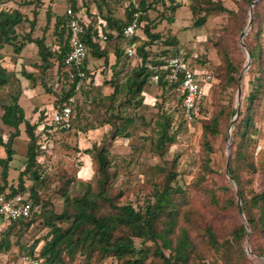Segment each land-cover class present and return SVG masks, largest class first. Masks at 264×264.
<instances>
[{
  "label": "trees",
  "instance_id": "1",
  "mask_svg": "<svg viewBox=\"0 0 264 264\" xmlns=\"http://www.w3.org/2000/svg\"><path fill=\"white\" fill-rule=\"evenodd\" d=\"M10 0H0V88L10 82L11 74L16 71L14 64L5 61L6 49L11 48L13 54L18 57L26 47L27 43H34L38 47L39 61L33 63L35 69L27 71L22 69L25 79L31 82L33 87L38 84L45 88V91L55 96L53 109H62L64 105H72L74 97L79 93L76 83L78 78L70 77V67L66 65L65 59L71 49V30L65 20V13H58L51 7V2L45 12L46 23L44 29L52 28L55 35L54 42L48 43L44 32L41 36H35L34 30L37 27V18L40 14L41 5L44 0H29L33 4L34 17L30 18L21 7H7ZM53 1V0H50ZM110 0H101L98 3V12L102 14L100 21L86 22L79 15L80 7L78 0H71V7L78 14L79 23L83 29L82 38L89 47V53L84 60L83 69L86 71V79L91 84L97 81L96 70L90 67V55L95 59H103L104 65L101 70L102 79L100 86L108 90L109 97H115L122 91L131 94L138 99L134 102L135 107H140L146 97V87L152 80L161 90L160 99L157 98L154 105L160 109L156 147L163 153L168 144L175 142L176 121L174 115L167 113L164 109L166 92H179V81H169L165 71H158L160 67L176 55H184L179 47V39L176 35L164 33L157 29V22L151 18L149 11L156 9L158 5H164L170 15L163 17L168 22H175L179 8L182 6L176 0L170 4L166 0H138L141 14L139 16V33L134 40V54L129 55L125 48L114 49L112 52L113 61H110V51L106 44L112 39L123 37V29L132 19L136 9L129 3L125 17L116 16L111 10L106 14L103 12V5ZM252 3L254 0H244ZM98 2V0H97ZM259 4L254 5V19L248 35L252 39L261 37L262 28L256 25V19L263 18L258 10ZM193 13L194 25L202 26L206 23L211 14H219L228 11V8L219 0H193L190 4ZM88 10V9H87ZM263 12V11H262ZM53 20V21H52ZM28 22L30 29L23 32L20 26ZM256 26V27H254ZM258 27H260L258 29ZM256 28V30H253ZM102 34L107 39H102ZM156 46V49L154 47ZM252 57V65L258 62L261 55V44L248 45ZM186 58L188 56L184 55ZM136 57L140 63L133 65L130 74L125 77L124 71L127 60ZM192 63V62H191ZM195 69L201 70L196 62L192 63ZM56 67L53 77H47V71ZM228 85L238 83V69L230 59H227ZM109 70H111L109 72ZM157 73H161L158 80L154 79ZM109 74V75H108ZM213 78V77H212ZM122 79V80H121ZM125 80V81H124ZM213 80L204 83L206 87L205 96L199 102L195 120L203 112L204 103L208 90ZM250 91L246 97V105L240 112L237 129L232 134V151L229 159V173L237 182L242 200L243 213L246 219L237 225L232 232V240L219 242L216 234L211 228L206 227V236L209 246L217 251L231 252L235 250L240 258L245 252L241 247L242 241L250 233V236L257 231H264V187L259 192L248 196L245 193L242 170L256 171V164L253 160L250 146L253 136L257 131L254 117L256 114L257 102L263 96V77L256 75L250 80ZM159 100V101H158ZM132 102V99H127ZM176 109L182 111V100L178 97ZM49 109H42L35 106V112L39 113L36 121L28 116L25 107L20 102L19 94H13L9 103H4L0 108V125L7 128V138L0 135V194L10 198L16 195H24L32 202V212L28 218H20L13 221L2 230L0 235V253L9 252L14 245L20 247V260L28 256L29 262L38 260L41 264H75L78 256H82L87 264L107 258L116 259L120 264H189L194 253H197V245L188 226L182 223L186 221L191 224L192 220L184 205L187 203L185 189L178 183L176 166L177 158L167 165H160L159 170L164 174L163 183L157 187L148 200L136 206L131 202L120 203L119 194H114L110 189L111 178L114 174L111 171L110 148L108 142L97 144L86 148L88 154L96 164V172L90 182L83 185L84 190L72 195L68 191L70 181L59 189L63 199V206L60 210L55 209L50 201L40 198L34 185L27 187L26 179L40 181L45 172L44 162L41 161L47 152V140L51 139L55 129L68 131L71 128L65 123H56L49 116ZM234 110L232 114H236ZM136 116H124L120 113L110 117L107 122L111 123L112 118L127 120L126 123L116 125L111 123V136L113 140L118 138H130L131 125L135 124ZM24 126V133L28 138V148L24 168L18 176V184L10 182L11 163L17 154L15 140L21 136V127ZM205 130L213 134L219 133V118L215 117L212 122L205 126ZM236 135V137H235ZM206 146L210 144L206 142ZM231 204L238 207L236 199H231ZM40 207V210L37 209ZM40 219V223L47 228L44 235L34 239L33 243L26 245L21 243L22 231L30 228ZM2 222L0 218V223ZM19 226V233H14V228ZM250 231H249V229ZM13 237L16 239L13 240ZM136 239L139 242H136ZM238 248L241 250L238 251ZM264 256V247H255L252 250Z\"/></svg>",
  "mask_w": 264,
  "mask_h": 264
},
{
  "label": "rangeland",
  "instance_id": "2",
  "mask_svg": "<svg viewBox=\"0 0 264 264\" xmlns=\"http://www.w3.org/2000/svg\"><path fill=\"white\" fill-rule=\"evenodd\" d=\"M29 0H10L7 7H21L30 18L34 17L33 4ZM101 0H78L80 7L79 15L86 22L100 21L102 14L98 12V3ZM172 0H166L170 4ZM181 3L176 21L168 22L166 17L170 11L164 5H158L156 9L149 11L151 18L157 22V29L164 33L176 35L179 39V49L188 56L193 63L196 62L201 70L208 71L212 75L213 84L208 90L204 103L203 112L196 120H186L182 113L176 109L178 93L176 91L166 92L164 109L167 113L174 115L176 123V140L168 144L165 151L160 153L156 147V138L160 109L154 105L157 98L160 99L161 90L154 81H150L146 87V97L140 107H135L134 102L138 97L127 95L126 90L115 97H109L108 90L100 86L102 79L101 70L104 65L103 59H95L90 55V67L96 70L97 81L91 84L85 80L79 93L74 97L71 115V128L68 131L55 129L51 139L47 140V152L41 157L44 162L45 172L40 181L26 179L27 187L34 185L38 195L44 201H50L55 209L60 210L63 206V199L59 189L69 182L68 191L72 195L82 192L83 185L91 181L96 172L94 160L85 153L86 148L97 144L108 142L110 148L111 171L114 176L111 178L110 189L114 194H119L120 203L131 202L136 206L143 205L148 198L155 193L164 180V174L159 170L160 165H167L177 158L176 166L178 183L185 189L187 203L184 210L189 212L191 224L182 220V223L191 231L197 245V253H194L189 264H264V256L253 252V248L264 247V231H257L250 236V233L242 241L241 247L245 254L240 257L235 250L226 252L217 251L209 246L206 236V227L215 232L219 242L227 243L232 240L234 228L241 222H246L245 216L239 210V186L229 173V159L232 151V134L237 129L240 118L235 120L234 110L246 105V97L250 91V80L256 75L262 76L264 81V0H258V10L261 17L256 19V25L260 24L261 37L252 39L248 33L244 36V45L241 43V33L253 25L251 21V3L244 0H219L228 11L219 14H211L206 23L202 26L194 25L193 13L190 4L193 0H176ZM217 1V0H216ZM51 2V7L58 13L68 9L71 0H44V6L40 7V14L37 18V27L34 30L35 36H41L44 32L48 43L52 44L55 39L53 29H44L46 23L45 12ZM255 4V5H256ZM128 0H110L103 5V12L106 14L111 10L118 17L126 16ZM88 9V10H87ZM263 11V12H262ZM163 16V17H162ZM53 21V20H52ZM251 21V22H250ZM256 27V26H254ZM249 28V30H250ZM260 27H258L259 29ZM30 29L29 23L24 22L20 31ZM253 30H256L254 28ZM140 35L143 33L139 31ZM139 38H134L135 42ZM261 44V55L256 64L250 62L247 69L248 45ZM110 51V61H113L112 52L116 48H125L123 39H112L106 44ZM156 49V46L154 47ZM227 59H230L238 69V83L228 85ZM5 61L14 64L16 71L11 74L10 82L0 88V108L4 103L11 101L13 94H19L20 102L25 107L28 116L36 121L39 113L35 112V106L42 109H49V116L53 110L55 96L45 91V88L38 84L31 85L22 74V69L27 71L35 69L33 63L39 61L38 47L34 43H27L21 55L16 57L11 48L6 49ZM252 61V60H251ZM140 63L136 58L127 60L124 74H130L133 65ZM111 70H109L110 72ZM244 71L241 82L239 76ZM56 67L47 71V77H53ZM109 75V74H108ZM122 80V79H121ZM125 81V80H124ZM239 84L241 94L238 96ZM132 99V102H127ZM159 101V100H158ZM118 113L124 116H136L135 124L131 125L130 138H118L113 140L111 136V123L120 125L127 120L112 118L111 123L107 120ZM219 118V133L213 134L205 130V126L212 120ZM51 118V116H50ZM257 131L253 136L250 146L253 160L256 164V171L242 170L245 193L250 196L259 192L264 187V89L263 96L257 102L256 114L254 117ZM231 127L230 153L228 147V134ZM24 126L21 127V136L15 140L16 156L11 163L10 182L18 184V176L24 168L28 148V138L24 133ZM0 135L7 138L9 131L0 125ZM236 137V135H235ZM210 144L213 150L206 146ZM1 171V168H0ZM0 175V181H1ZM30 196V191L24 193ZM231 199H236L238 207L231 204ZM40 210V207L37 206ZM9 224L0 223V235L3 229ZM19 226L14 228V233H19ZM249 229V228H248ZM47 228L38 219L30 228L22 231L21 243L30 245L34 239L44 235ZM250 231V229H249ZM16 238L13 237V240ZM136 242H139L136 239ZM249 246V247H248ZM248 247V248H247ZM241 248H238V251ZM20 247L14 245L7 253H0V264H27L21 263ZM75 264H87L82 256H78ZM91 264H120L116 259L96 261Z\"/></svg>",
  "mask_w": 264,
  "mask_h": 264
},
{
  "label": "built area",
  "instance_id": "3",
  "mask_svg": "<svg viewBox=\"0 0 264 264\" xmlns=\"http://www.w3.org/2000/svg\"><path fill=\"white\" fill-rule=\"evenodd\" d=\"M132 3L136 11L130 22L123 29V42L129 55L134 54V38L139 35V9L138 0H128ZM71 30V49L66 55L65 63L70 67V77L78 78L76 83L77 89H81L86 80V71L83 69L84 60L89 53V47L82 38L83 29L79 23L78 14L75 13L71 5L65 13ZM102 39H107V35L102 34ZM158 71H165L166 78L169 81H179L178 97L182 100V111L184 118L188 121L195 119L199 102L205 96L206 82L212 79L208 71H201L194 68L191 61L184 55L171 57L168 62L160 67ZM161 73L154 76L158 80ZM72 106L64 105L62 109H53L51 111V120L56 123L71 124ZM32 212V202L25 195H16L6 197L0 194V218L4 224H11L20 218L30 217ZM24 261L29 262V257L24 256ZM32 264H41L38 260H32Z\"/></svg>",
  "mask_w": 264,
  "mask_h": 264
},
{
  "label": "water",
  "instance_id": "4",
  "mask_svg": "<svg viewBox=\"0 0 264 264\" xmlns=\"http://www.w3.org/2000/svg\"><path fill=\"white\" fill-rule=\"evenodd\" d=\"M257 1H258V0H254V1L251 3V21H252V19H253V10H252V8H253V6L257 3ZM251 21H250V22H251ZM249 28H250V25H249L248 28H246L245 30H243L242 33H241V38H240V40H241L242 45H244L243 38H244V36L248 33ZM246 50H247V54H248V63H247V65H246L245 69L248 68V66H249V64H250V62H251V60H252V57H251V54H250L249 50H248L247 48H246ZM243 74H244V71H242L241 74H240V76H239V82H241L242 77H243ZM240 94H241V85L239 84V91H238V96H239V97H240ZM239 115H240V108H238V110H237V113H236V116H235V120L239 117ZM230 139H231V127H230V129H229V134H228V140H229V141H228L229 153H230V144H231ZM238 200H239V210H240L241 214L244 215V213H243V208H242V200H241V196H240V194H238ZM248 247H249V246H248ZM248 247H247V248H248Z\"/></svg>",
  "mask_w": 264,
  "mask_h": 264
},
{
  "label": "crops",
  "instance_id": "5",
  "mask_svg": "<svg viewBox=\"0 0 264 264\" xmlns=\"http://www.w3.org/2000/svg\"><path fill=\"white\" fill-rule=\"evenodd\" d=\"M201 71H203V70H201ZM205 71V70H204Z\"/></svg>",
  "mask_w": 264,
  "mask_h": 264
}]
</instances>
